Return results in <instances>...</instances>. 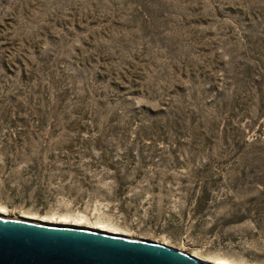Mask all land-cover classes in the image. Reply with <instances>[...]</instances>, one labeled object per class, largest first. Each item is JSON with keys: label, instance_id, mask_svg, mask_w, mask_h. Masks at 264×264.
<instances>
[{"label": "rangeland", "instance_id": "rangeland-1", "mask_svg": "<svg viewBox=\"0 0 264 264\" xmlns=\"http://www.w3.org/2000/svg\"><path fill=\"white\" fill-rule=\"evenodd\" d=\"M0 207L264 264V0H0Z\"/></svg>", "mask_w": 264, "mask_h": 264}, {"label": "water", "instance_id": "water-1", "mask_svg": "<svg viewBox=\"0 0 264 264\" xmlns=\"http://www.w3.org/2000/svg\"><path fill=\"white\" fill-rule=\"evenodd\" d=\"M0 264H216L168 245L0 216Z\"/></svg>", "mask_w": 264, "mask_h": 264}, {"label": "bare ground", "instance_id": "bare-ground-1", "mask_svg": "<svg viewBox=\"0 0 264 264\" xmlns=\"http://www.w3.org/2000/svg\"><path fill=\"white\" fill-rule=\"evenodd\" d=\"M8 213L9 212L7 211V209L0 207V216L10 218V215H8ZM19 220H24V221H29V222H34V223H39V224H44V225H51V226L75 227V228L78 227V228L94 230V231L103 232V233L112 234V235L124 234V233H121V231H119L118 227H115L111 223L106 222V221L105 222H89L83 218L79 220L70 219L67 216L49 218V217H37L34 215H28V214H21ZM119 236H122V235H119ZM166 243L167 242H161L159 244L167 245ZM179 250L182 251L181 249ZM190 254L197 258L203 259V260L206 259V258L201 257L198 252H193ZM208 260H210L209 262H213L216 264H227V262L224 259L219 258V257L216 259H207L206 261Z\"/></svg>", "mask_w": 264, "mask_h": 264}]
</instances>
